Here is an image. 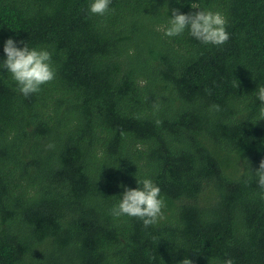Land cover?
Listing matches in <instances>:
<instances>
[{"label":"trees","instance_id":"trees-1","mask_svg":"<svg viewBox=\"0 0 264 264\" xmlns=\"http://www.w3.org/2000/svg\"><path fill=\"white\" fill-rule=\"evenodd\" d=\"M91 2L0 0V62L13 38L56 70L25 97L0 68V264H264V0ZM194 4L225 44L165 35ZM141 178L166 203L148 227L112 214Z\"/></svg>","mask_w":264,"mask_h":264},{"label":"clouds","instance_id":"clouds-1","mask_svg":"<svg viewBox=\"0 0 264 264\" xmlns=\"http://www.w3.org/2000/svg\"><path fill=\"white\" fill-rule=\"evenodd\" d=\"M111 0H92L89 11L95 15L103 16L109 10ZM197 11L181 13L178 9H172L169 26L165 35L177 36L187 29L192 37L202 44L223 45L229 40L226 30L227 18L219 11L204 9L198 5H192ZM24 46L17 47L13 38L6 40L4 53L6 59L0 62V68L7 69L12 79L16 82L18 90L25 96L40 91L41 86L55 79L56 70L52 62V53L44 48L29 47L23 41ZM258 99L264 103V86L257 90ZM158 108V105H154ZM219 110L218 105H214ZM260 119H264V107L260 111ZM259 119V120H260ZM159 122V121H157ZM245 164L248 161L245 160ZM258 178V186L264 189V159L259 167L253 171ZM247 182V181H246ZM136 188H125L117 206L112 209L115 217L127 215L143 221L145 227L154 225L163 218V209L166 207L160 188L148 178L137 179ZM179 264H194L187 257L179 261ZM224 264H234L229 258Z\"/></svg>","mask_w":264,"mask_h":264}]
</instances>
